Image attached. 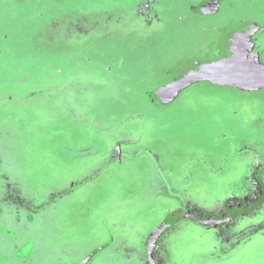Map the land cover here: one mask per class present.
<instances>
[{
	"label": "rangeland",
	"instance_id": "374dc122",
	"mask_svg": "<svg viewBox=\"0 0 264 264\" xmlns=\"http://www.w3.org/2000/svg\"><path fill=\"white\" fill-rule=\"evenodd\" d=\"M216 1L0 0V264H79L95 248L89 264H150L147 233L169 214L228 216L259 196L220 235L250 236L225 264H264V86L158 99L183 61L222 60L223 28L241 21L264 62V0ZM206 228L179 217L164 232L174 264H219Z\"/></svg>",
	"mask_w": 264,
	"mask_h": 264
},
{
	"label": "water",
	"instance_id": "95a60500",
	"mask_svg": "<svg viewBox=\"0 0 264 264\" xmlns=\"http://www.w3.org/2000/svg\"><path fill=\"white\" fill-rule=\"evenodd\" d=\"M241 23L242 26L240 28H223V39L219 46V50L224 54L222 60L202 62L199 59H187L183 61L178 65L173 81L159 89L158 99L163 103H169L171 100L175 99L178 93L184 88L202 81L241 88L244 89V91L248 90L249 94L255 87L260 88L264 86V62L260 60L256 51L254 53L249 50V48H255L252 47V34L257 29V25L256 23L249 22V26L246 27L247 24L245 21H241ZM246 81H250V84L247 83L246 85H241ZM260 95L263 96L262 94ZM117 158H119V152ZM253 206L254 205L249 208H252ZM249 208L242 210L246 211ZM232 214L233 212H231L224 221L228 220ZM179 217H188L203 224L213 225V219L199 218L190 211L179 212L174 216H170L149 238L146 247L148 260V248L150 244H152L153 247L155 238H157ZM97 251L98 249L93 250L79 264H85ZM154 263L153 259L151 264Z\"/></svg>",
	"mask_w": 264,
	"mask_h": 264
},
{
	"label": "crops",
	"instance_id": "0c3cea01",
	"mask_svg": "<svg viewBox=\"0 0 264 264\" xmlns=\"http://www.w3.org/2000/svg\"><path fill=\"white\" fill-rule=\"evenodd\" d=\"M181 92H179L178 93V95L180 94ZM177 95V96H178ZM119 146V145H118ZM118 152H119V158H120V148H118V150H117V155H118ZM117 158V157H116ZM251 158V157H250ZM264 171V170H263ZM52 195H57V194H52ZM54 198H55V196H54ZM3 200V199H2ZM5 201H7V200H5ZM54 201L52 200V201H50V202H47V203H45L44 205V209L43 210H41L40 209V211H45L46 209H48L50 206H54ZM32 213V212H31ZM39 213V211H37V212H35V214H30V219H31V221H34V215H37ZM170 216H172V214H169V216L167 217V218H169ZM164 222V220L163 221H161L160 223H159V225L158 226H161V224ZM225 222V221H224ZM173 224V223H172ZM171 224V225H172ZM207 225V228L206 229H204L203 231L205 232V233H208V236H207V234H202L201 235V238H203L204 240H211V239H213V238H215V239H213V250L212 249H208V250H211V252H210V254L208 253V252H205V257H206V260H208L209 259V257L210 256H214V255H211V253H215V256L218 258V260H219V264H225V263H227V262H230V261H232L231 260V254H230V252L233 250V249H236V247H241V245L243 244V243H246L247 242V240H249L250 239V236H249V238L248 239H244V240H242V241H240L239 243H237V245L236 246H232V247H224V244H229V242H230V240L227 242V243H224V237H222L221 235H218V234H216V232H217V228H219V227H217V225L216 226H212V225H210V224H206ZM247 225L248 224H243V226L241 227V228H239V230L240 229H243V228H245V227H247ZM158 226H156L154 229H156ZM241 226V225H240ZM154 229H152L149 233H147L148 235H147V237H146V240H145V245L147 246V242H148V240H149V238H150V236L149 235H151V232H153L154 231ZM216 231V232H215ZM224 231H225V228H224ZM257 233V232H256ZM255 233V234H256ZM160 237V235L157 237V238H159ZM207 237V238H206ZM252 237V236H251ZM209 238V239H208ZM128 241V240H127ZM126 241V242H127ZM158 243H160V240H158V242L154 245V248H155V250H157L158 252L160 251L159 250V247L157 248V244ZM232 244V243H231ZM241 244V245H240ZM233 245V244H232ZM240 245V246H239ZM218 246H220L218 249H217V247ZM169 248H170V245L168 246V249H167V252L169 253ZM168 253H165L164 255L163 254H158L159 256H158V259L161 261V264H174L173 263V261H172V255L171 254H168ZM218 254H219V256H218ZM225 260H227V261H225ZM213 262H216V261H213ZM158 264H159V262H158ZM191 264H194V262L192 261V263ZM208 264H211V263H208ZM215 264H217V263H215Z\"/></svg>",
	"mask_w": 264,
	"mask_h": 264
},
{
	"label": "flooded vegetation",
	"instance_id": "af4514ba",
	"mask_svg": "<svg viewBox=\"0 0 264 264\" xmlns=\"http://www.w3.org/2000/svg\"><path fill=\"white\" fill-rule=\"evenodd\" d=\"M213 1H214V0H213ZM217 1L222 2L221 0H217ZM217 1H216V2H217ZM217 5H218V4H216V6H217ZM260 172H261V170L258 171V172L256 173V176L259 174V178L257 177V179H256L257 182H258V186H259V187H261V185H263L262 176L260 175ZM262 172H264V171H262ZM246 189H247V186H246ZM241 191H242V190H241ZM254 193H255V192H254ZM239 194H241V193H239ZM262 194H263V193H262ZM255 200H256V199H255ZM255 200H254L253 203H250V202H249L251 205L247 204V205H246L247 207H245L244 205H241V206H238V207H233V208L231 209V212H233V214H234V213H236V212H240V211H241V212H243V211H244V212H247V211L251 210L255 205H257V203H259V201L261 200V196H259V198H258L256 201H255ZM248 205H249V206H248ZM252 205H254V206H253L252 208H249V207L252 206ZM245 208H249V209L246 210V211H245V210H242V209H245ZM200 210L202 211L203 209L198 208V207H193V206H192L191 209H190V212H192V213L195 214L197 217H199V216L196 214V212H199ZM236 210H237V211H236ZM201 211H200V212H201ZM182 212H185V211H182ZM202 216H203V217H199V218H202V219H218V218H222V217H223L224 219H226V217H228L227 215H223V216H219V217H218V216H209V218H205L206 215H204V214H202ZM226 221H227V220H226ZM223 222H224V220H223ZM223 222H222L221 224L217 225V227H219V228H217V232H216V231H215V232H216V234H218V235L221 234V231H222L221 228L223 227V226H222V225H223ZM245 222H246V221H245ZM245 222H244V223H245ZM224 224H225V223H224ZM171 226H172V225H171ZM171 226H169V227H171ZM169 227H167V228H166V229L160 234V235H161V238L158 239V240H160V243H159V245H158V246H159V250H160V251H163L164 253H166V251H167L169 245L166 244L167 242L165 241V239H162V237L164 236V232L167 231ZM254 227H255V226H254ZM95 249H98V251L100 250V248H95ZM95 249H94V250H95ZM98 251H97V252H98ZM91 252H92V251H91ZM91 252H90V253H91ZM97 252H95V254H94V255H93V256H92V257H91V258H90L85 264H89L90 261H91V260L94 258V256L97 254ZM90 253H89V254H90ZM89 254H88V255H89ZM88 255H87V256H88ZM152 255H153V252H152ZM163 255H164V254H163ZM87 256H86V257H87ZM86 257H85V258H86ZM153 257H154V255H153ZM85 258H84V259H85ZM153 259H154V258H153ZM72 261H73V260H72ZM148 261H149V260H148ZM159 261H160V260H159ZM149 263L151 264V261H149ZM159 264H161V261L159 262Z\"/></svg>",
	"mask_w": 264,
	"mask_h": 264
},
{
	"label": "trees",
	"instance_id": "16d2710c",
	"mask_svg": "<svg viewBox=\"0 0 264 264\" xmlns=\"http://www.w3.org/2000/svg\"><path fill=\"white\" fill-rule=\"evenodd\" d=\"M224 218H218V219H213V225L212 226H216V225H219L223 222ZM257 229V228H255ZM259 231V228L254 231V233L258 232ZM148 245V244H147ZM152 244H150L149 248H148V255H149V260L152 262L153 261V255H152Z\"/></svg>",
	"mask_w": 264,
	"mask_h": 264
}]
</instances>
